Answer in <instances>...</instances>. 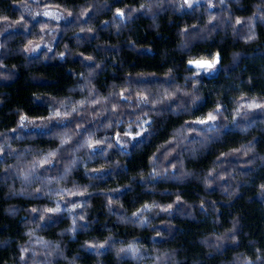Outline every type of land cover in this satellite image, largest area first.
<instances>
[{
  "label": "clouds",
  "instance_id": "1",
  "mask_svg": "<svg viewBox=\"0 0 264 264\" xmlns=\"http://www.w3.org/2000/svg\"><path fill=\"white\" fill-rule=\"evenodd\" d=\"M261 30L264 0L0 6V110L21 68L44 85L34 69L78 66L5 113L0 214L18 230L0 231L2 264H264V220L250 225L237 207L264 215ZM148 32L165 46L142 42ZM146 148L147 166L129 168Z\"/></svg>",
  "mask_w": 264,
  "mask_h": 264
},
{
  "label": "trees",
  "instance_id": "2",
  "mask_svg": "<svg viewBox=\"0 0 264 264\" xmlns=\"http://www.w3.org/2000/svg\"><path fill=\"white\" fill-rule=\"evenodd\" d=\"M57 2H59V0H57ZM69 3H76L77 0H68ZM131 2V0H130ZM0 6H8V0H0ZM177 23H179V19L177 18ZM147 24V21H140V25L144 26ZM162 35L170 37L173 39L174 41V29H169L167 26H165L162 29L161 32ZM140 39L142 42H147V41H152L154 42V48L158 51L161 47L165 46V41H160V40H156V36L154 33L148 32V33H143L140 35ZM261 45H264V30H261ZM253 47H257V46H253ZM87 49H85L86 51ZM261 51H264V47H261L260 49ZM223 55H226V53H222ZM125 56L128 57V59L131 62H137L140 64H148V63H152V64H158L159 60H150L149 58H143L139 61L136 60L135 57H133L130 53H125ZM6 63L8 64H12V63H16V64H21L23 63V58L22 57H13L10 58L6 61ZM55 63V62H54ZM78 67L76 65H71V62H69V65L65 66L66 67ZM250 68H255L256 65L254 64H249ZM65 68H61L58 66H50L47 68H36L34 69V71L38 72V73H44V79L48 80L49 82L47 84H34L30 81L27 80V76L28 73L24 70V69H20V78L11 85V87L3 89L4 91H8L11 93V101L5 106L4 110H0V127H9L12 126V124L14 123L15 117L12 116H8L6 115V111L8 108H10L12 106V104L14 103H19V104H23L26 107H31L30 104L28 103L31 96L30 93L32 91H36V90H40V91H51L53 93L57 92L60 88L64 87L65 84L70 82V78L68 76H66L65 74ZM158 71H162V69H155ZM53 81H58V83H53ZM39 111V110H37ZM164 134L162 133L160 137L156 138V140L153 141V143L155 144L159 139L163 138ZM41 143H45L43 141H41ZM217 147H221V146H217ZM151 148H146L144 153L142 154H138L136 156L133 157V160L129 163V168H137V167H146L147 166V161H146V157L147 155L150 154L151 152ZM212 157L210 156L208 159L210 160ZM206 163V162H204ZM198 186L196 185H190L187 188L183 189L185 195L187 198L189 199H194L195 197L193 196V192L194 191H198ZM3 196V192L0 191V197ZM165 199H169V198H165ZM16 203H20V204H25L26 202L24 201H15ZM0 203H2V201H0ZM97 204H99V201L96 202ZM237 207H243L245 209V212L248 214V223L250 225L253 226H257L259 225L261 220H264V215L261 214V212L259 211L260 209V205L259 204H245L244 201H239L237 203ZM101 222H105L104 217L101 215ZM16 221L13 220H9L7 217H4L2 214H0V231L3 230L5 225H11L12 227L10 228V232H14L17 231L18 229H16L15 225H16ZM178 224H181V226L192 229V228H197L199 226L197 225H193V224H187V223H181V222H177ZM63 226V225H62ZM253 230H256L255 227L253 228ZM55 230H53L54 232ZM50 235L52 233H49ZM81 239H83V237H81ZM74 247V246H73ZM8 256V252L7 251H3L0 252V264H2L3 259H5ZM85 264H90V261H86Z\"/></svg>",
  "mask_w": 264,
  "mask_h": 264
}]
</instances>
